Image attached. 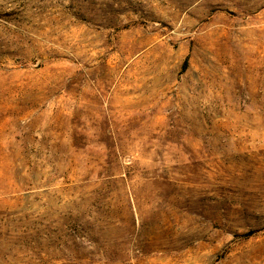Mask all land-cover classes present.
I'll list each match as a JSON object with an SVG mask.
<instances>
[{"label": "rangeland", "instance_id": "obj_1", "mask_svg": "<svg viewBox=\"0 0 264 264\" xmlns=\"http://www.w3.org/2000/svg\"><path fill=\"white\" fill-rule=\"evenodd\" d=\"M0 264H264V0H0Z\"/></svg>", "mask_w": 264, "mask_h": 264}, {"label": "trees", "instance_id": "obj_2", "mask_svg": "<svg viewBox=\"0 0 264 264\" xmlns=\"http://www.w3.org/2000/svg\"><path fill=\"white\" fill-rule=\"evenodd\" d=\"M186 64H187V61L185 62L184 67H185Z\"/></svg>", "mask_w": 264, "mask_h": 264}]
</instances>
